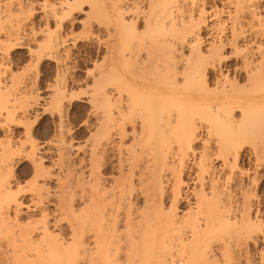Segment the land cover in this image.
Masks as SVG:
<instances>
[{"label":"bare ground","instance_id":"bare-ground-1","mask_svg":"<svg viewBox=\"0 0 264 264\" xmlns=\"http://www.w3.org/2000/svg\"><path fill=\"white\" fill-rule=\"evenodd\" d=\"M0 264H264V0H0Z\"/></svg>","mask_w":264,"mask_h":264},{"label":"rangeland","instance_id":"rangeland-1","mask_svg":"<svg viewBox=\"0 0 264 264\" xmlns=\"http://www.w3.org/2000/svg\"><path fill=\"white\" fill-rule=\"evenodd\" d=\"M78 107V104H76L75 106H74V109H76ZM74 109H72V110H74ZM75 111V110H74ZM21 169V168H20ZM22 170V169H21Z\"/></svg>","mask_w":264,"mask_h":264}]
</instances>
